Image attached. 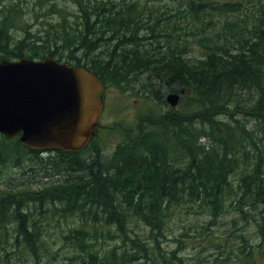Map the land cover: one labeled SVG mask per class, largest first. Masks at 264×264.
I'll return each mask as SVG.
<instances>
[{
	"label": "trees",
	"instance_id": "obj_1",
	"mask_svg": "<svg viewBox=\"0 0 264 264\" xmlns=\"http://www.w3.org/2000/svg\"><path fill=\"white\" fill-rule=\"evenodd\" d=\"M9 1L0 0V60L51 57L121 90L144 77L157 107L110 153L92 139L79 153L45 157L0 135V177L7 168L26 177L2 179L0 264L57 258L52 222L70 249L66 264H183L182 247L162 248L172 222L209 219L207 232L232 211L227 237L240 244L207 234L204 261L264 258V0H73L70 20L55 3L48 16L57 21L37 32ZM181 90L170 107L165 93ZM41 173L54 181L32 190Z\"/></svg>",
	"mask_w": 264,
	"mask_h": 264
},
{
	"label": "water",
	"instance_id": "obj_2",
	"mask_svg": "<svg viewBox=\"0 0 264 264\" xmlns=\"http://www.w3.org/2000/svg\"><path fill=\"white\" fill-rule=\"evenodd\" d=\"M103 89L90 71L51 57L0 60V135L35 152L79 153L97 133ZM180 98L166 102L176 108Z\"/></svg>",
	"mask_w": 264,
	"mask_h": 264
},
{
	"label": "rangeland",
	"instance_id": "obj_3",
	"mask_svg": "<svg viewBox=\"0 0 264 264\" xmlns=\"http://www.w3.org/2000/svg\"><path fill=\"white\" fill-rule=\"evenodd\" d=\"M72 1L73 0H14L13 4L20 6L22 15H24V13H27V15L25 16L27 18L25 20L27 21L23 23L22 26L25 27L26 25L30 24L31 30L33 32H37L43 29L45 25H48V22H50L51 20L57 21L58 15H55L54 17L53 15L48 16V14L51 13L54 9L52 5L55 3L58 4L59 8H63V13H68L66 15V18L70 20V13L77 12L78 10L76 9ZM8 2L10 1L8 0ZM172 3L173 2L171 0H168L167 2L159 0L158 2H153L152 4L160 6L161 4ZM18 27H21L20 23H18ZM13 34L17 37V40L23 39L22 31L16 30V33L13 31ZM142 78L143 79H141V82L143 83H138L134 87L127 86L123 88L124 90H121L116 87L109 86L104 91L107 106L101 121L103 124H108L110 129L104 130L101 133L100 138L97 140V144L102 151H105V153L112 152L117 147L119 140L122 139V136L118 131L111 130L114 123H121L124 127H127L126 129L127 131H129L133 127L134 122L137 119L136 116L138 114L151 112L157 107L153 99L150 100L142 95H138L137 92L133 90H144L140 89L142 87L141 85H148L145 82V78ZM155 84L156 83L154 82L153 85ZM168 94L169 93H165V97ZM42 154H44L43 156L45 157L49 155L48 153ZM7 172L9 173L8 175ZM5 176L7 178H10L9 182H12L14 185H18L21 182L22 178H26L23 177L22 171L19 169H4V174L0 177V188L4 187V182L2 179ZM30 181L31 182L29 183V186L31 187V189L39 190L44 186H48V184L54 181V179L44 178L41 173L37 177H32ZM233 218H235L234 212H229L223 219L224 222H226L223 227L218 228L212 226L211 231L207 232H203L205 231L203 228L208 226L209 219L195 220L193 218H189L188 220H186L185 224L179 221L180 219H176L172 222L171 228L166 233L167 241L162 244V248L166 251H170L176 250L178 247H182L183 249L180 252L176 253V256L183 259V264H215L212 262V259L209 258L204 261V258L208 256L209 251L207 249H204L206 242H204L203 239L206 238L207 234L210 236V238H212L213 241H219V238H214V236H223L224 238L221 240H227L232 243L240 244V240L236 237H227L233 229ZM61 226L62 228H66V225L64 223H62ZM45 228L48 231L49 235L51 234L52 237L55 238L56 244L50 243L48 250H50V252L52 253H55L57 251V258H52L47 255L43 256L40 254L39 259L34 257L26 262L24 260L26 256L23 255V259H17L16 264H38V262L45 264L49 259H53L54 264L70 263V261H67L63 257H61L65 254L69 255L71 253L70 249L65 248L59 239L60 228L57 225H54L53 222L50 224V226L45 225ZM247 229L248 228H246V231ZM185 233H188L190 237L182 239L181 236ZM240 233L241 232H237V234ZM247 234L250 239L260 240V235L258 234V232L254 231V227H251L250 232H247ZM179 239L183 240L181 244L177 242ZM251 262H254L255 264H264V258H262L259 253L256 252ZM241 264H246V262L241 261Z\"/></svg>",
	"mask_w": 264,
	"mask_h": 264
},
{
	"label": "flooded vegetation",
	"instance_id": "obj_4",
	"mask_svg": "<svg viewBox=\"0 0 264 264\" xmlns=\"http://www.w3.org/2000/svg\"><path fill=\"white\" fill-rule=\"evenodd\" d=\"M103 83V82H102ZM103 85H104V89H103V91L100 93V95H99V99L102 101V103H103V111H102V114L100 115V117H99V119H98V126H97V133H96V135H95V137H93L92 139H99L100 138V136H101V133L104 131V130H107V129H110V127L108 126V124H103L102 123V117H103V115H104V113H105V110H106V106H107V102H106V98H105V94H104V91L109 87V86H107L105 83H103ZM142 87L140 88V89H144V90H136V89H133L134 91H136L137 92V94L138 95H142V96H144L145 98H147V99H150V100H152L153 99V101L155 102V96H154V87H152L151 85H145V84H142L141 85ZM145 92L147 93V94H145ZM167 93H176V92H167ZM184 93V91L183 90H181L178 94H180L181 96H182V94ZM167 97V96H166ZM181 100V99H180ZM180 103V102H179ZM150 113H152V111L150 112ZM142 113H140V114H138L136 117H138L139 115H141ZM136 117H135V119H136ZM134 119V120H135ZM134 122V121H133ZM127 127H124L121 123H114V125L112 126V128H111V130H116V131H118L121 135H123L126 131H127V129H126ZM91 139V140H92ZM123 142V139H121V140H119V143H118V145H117V147L121 144ZM116 147V148H117ZM105 152V151H104Z\"/></svg>",
	"mask_w": 264,
	"mask_h": 264
},
{
	"label": "bare ground",
	"instance_id": "obj_5",
	"mask_svg": "<svg viewBox=\"0 0 264 264\" xmlns=\"http://www.w3.org/2000/svg\"><path fill=\"white\" fill-rule=\"evenodd\" d=\"M155 99V98H154Z\"/></svg>",
	"mask_w": 264,
	"mask_h": 264
}]
</instances>
